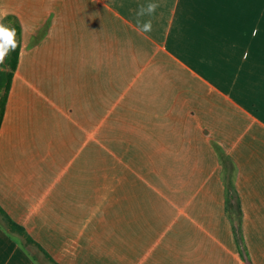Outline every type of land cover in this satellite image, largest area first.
<instances>
[{"label": "crops", "instance_id": "obj_1", "mask_svg": "<svg viewBox=\"0 0 264 264\" xmlns=\"http://www.w3.org/2000/svg\"><path fill=\"white\" fill-rule=\"evenodd\" d=\"M7 16L0 205L57 263L246 264L231 177L264 264V0H0V33ZM30 247L0 222V264H53Z\"/></svg>", "mask_w": 264, "mask_h": 264}, {"label": "trees", "instance_id": "obj_2", "mask_svg": "<svg viewBox=\"0 0 264 264\" xmlns=\"http://www.w3.org/2000/svg\"><path fill=\"white\" fill-rule=\"evenodd\" d=\"M21 23L15 16H7L2 21V44L7 45L9 36L14 42V47H8L6 49V55L1 62L0 68V129L5 117L7 104L9 100V94L13 84V78L15 76L16 69L19 64L21 55L22 43H21ZM226 185V205L227 212L231 217L233 230L237 242L238 249L241 256L246 261V264H252L251 256L247 246L244 242L243 236V210L241 207V201L238 196L237 188L230 177L225 180ZM0 222L9 230L13 235L21 237L23 244L27 246L39 247L44 253L45 257L53 264L57 263L48 253L44 250L38 242L26 231L23 225L15 221L9 213L0 205Z\"/></svg>", "mask_w": 264, "mask_h": 264}, {"label": "clouds", "instance_id": "obj_3", "mask_svg": "<svg viewBox=\"0 0 264 264\" xmlns=\"http://www.w3.org/2000/svg\"><path fill=\"white\" fill-rule=\"evenodd\" d=\"M159 5L155 2H149L146 5H140L137 12V25L138 31L142 33H147L152 30V22L151 20H144L143 17L145 16H152L155 14ZM8 47H14V42L10 39L8 40L7 45H0V62H3V59L6 55V49Z\"/></svg>", "mask_w": 264, "mask_h": 264}, {"label": "rangeland", "instance_id": "obj_4", "mask_svg": "<svg viewBox=\"0 0 264 264\" xmlns=\"http://www.w3.org/2000/svg\"><path fill=\"white\" fill-rule=\"evenodd\" d=\"M29 247H30V246H29ZM30 248H32L31 250H35L33 247H30ZM39 257H40L41 261H43V262L49 264L48 261H46V260L44 259L43 256H39Z\"/></svg>", "mask_w": 264, "mask_h": 264}, {"label": "snow or ice", "instance_id": "obj_5", "mask_svg": "<svg viewBox=\"0 0 264 264\" xmlns=\"http://www.w3.org/2000/svg\"><path fill=\"white\" fill-rule=\"evenodd\" d=\"M0 34H2V33H0ZM9 40H10V36H9Z\"/></svg>", "mask_w": 264, "mask_h": 264}]
</instances>
